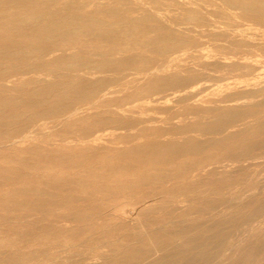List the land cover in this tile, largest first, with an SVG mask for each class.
<instances>
[{"label":"bare ground","instance_id":"1","mask_svg":"<svg viewBox=\"0 0 264 264\" xmlns=\"http://www.w3.org/2000/svg\"><path fill=\"white\" fill-rule=\"evenodd\" d=\"M0 264H264V0H0Z\"/></svg>","mask_w":264,"mask_h":264},{"label":"rangeland","instance_id":"2","mask_svg":"<svg viewBox=\"0 0 264 264\" xmlns=\"http://www.w3.org/2000/svg\"><path fill=\"white\" fill-rule=\"evenodd\" d=\"M208 8L210 9V11H212L214 13V16H213L214 19H216L218 21H225L224 18L218 16V12H216V10H217L216 5L209 6Z\"/></svg>","mask_w":264,"mask_h":264}]
</instances>
